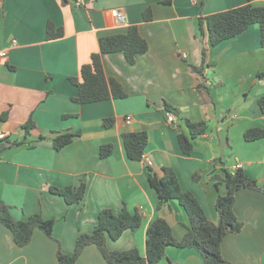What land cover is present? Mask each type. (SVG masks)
I'll list each match as a JSON object with an SVG mask.
<instances>
[{
	"label": "crops",
	"instance_id": "crops-1",
	"mask_svg": "<svg viewBox=\"0 0 264 264\" xmlns=\"http://www.w3.org/2000/svg\"><path fill=\"white\" fill-rule=\"evenodd\" d=\"M264 5V0H251ZM247 0H0V202L13 217L39 213L54 218L53 238L35 229L31 241L18 247L10 230L0 223V264H56V249L71 254L76 237L92 232L98 212L118 213L125 205L142 216L137 231L125 230L111 250L137 248L145 254L146 230L157 217L170 224L181 239L189 218L176 199L158 206L148 183L147 163L127 158L122 141L126 131H145V159L162 174L170 167L182 189L192 192L212 222H217L215 200L225 193L224 171L241 163L249 176L264 187V137L246 141L249 128L264 129V47L257 24L233 38L211 46L198 18L245 4ZM151 7L152 18L143 11ZM114 11L123 13L118 21ZM50 21L61 35L46 38ZM136 25L148 43L145 53L129 64L122 52L102 55L107 77L115 79L125 97L93 103L72 100L78 88L69 80L99 50V37L125 32ZM15 40L14 44L11 41ZM204 50V56H203ZM185 54V56H184ZM202 65L201 73L191 67ZM164 103L177 108L166 111ZM167 113L174 116L167 120ZM130 117V122L126 118ZM113 125L103 126L105 118ZM184 118L203 121L206 130L183 153L178 133H187ZM33 126L25 132L24 124ZM77 133L56 150L52 138ZM21 144L7 146L8 141ZM111 144V154L100 147ZM198 173V180L193 175ZM86 184L80 203L68 205L50 187ZM234 211L243 226L223 238L222 256L234 264H264V193L241 189ZM76 264H106L95 245L81 251ZM160 264H203L197 250L168 246Z\"/></svg>",
	"mask_w": 264,
	"mask_h": 264
},
{
	"label": "trees",
	"instance_id": "trees-1",
	"mask_svg": "<svg viewBox=\"0 0 264 264\" xmlns=\"http://www.w3.org/2000/svg\"><path fill=\"white\" fill-rule=\"evenodd\" d=\"M173 0H160L163 5H170ZM143 19L151 20L152 10L147 7L143 11ZM199 28L206 27L208 40L211 46L223 40L230 39L245 31L250 25L257 24L260 30V42L264 47V5H256L251 0L245 4L226 10L217 11L198 18ZM61 31L48 21L46 23V38H56ZM148 43L141 36L136 25H130L125 32L110 33L99 37V50L90 55L88 63L81 65L77 76H69L68 80L78 88V94L72 97L77 103H93L110 98L125 97L121 85L113 78L107 77L102 63V55L112 52H122L129 64L135 62L136 55L145 53ZM204 56V50H203ZM193 71L201 73L202 65L191 67ZM259 106L264 112V96L258 99ZM166 111L178 114L177 108L164 103ZM6 115H0V122ZM187 133L179 132L178 142L185 154H189L193 147V140L202 136L206 130L203 121L194 122L184 118ZM113 125V118L103 120L104 127ZM33 126L32 120L24 124L25 132ZM77 133L63 132L52 138V145L56 150L70 143ZM122 141L127 158L141 160L147 145L145 131H126L122 133ZM264 137V129L249 128L244 132L246 141H254ZM21 141H8L7 146L21 144ZM111 144L100 147V156L105 158L111 154ZM148 168V183L156 192L158 206L170 199H176L183 207L189 218V225L181 239L175 238L170 224L164 218L157 217L147 226L145 239V254L137 248L124 250H111L107 247V238L118 239L121 234L130 229L137 231L142 224V216L137 210H129L125 205L118 213L110 208H102L97 215V222L90 233H80L75 240L71 254L61 251L59 241L56 249V264H76L77 259L87 245H95L101 253L106 264H160L166 254L168 246L177 248H192L198 251L203 264H234L222 256L221 243L223 238L231 233L241 230L243 223L234 211L236 193L241 189H254L264 193V187L249 176L243 169L224 171L221 180L225 186V193L219 194L215 200L217 222L207 217L195 195L182 189L179 179L172 168L163 167L162 174ZM199 174L193 175L198 180ZM86 184L81 181L77 187H50L53 193L63 197L66 204L80 203L85 195ZM54 218L44 219L39 213H33L26 219L13 217L10 206L0 202V223L6 226L18 247L27 245L35 229H40L50 238ZM54 239V238H53Z\"/></svg>",
	"mask_w": 264,
	"mask_h": 264
},
{
	"label": "built area",
	"instance_id": "built-area-1",
	"mask_svg": "<svg viewBox=\"0 0 264 264\" xmlns=\"http://www.w3.org/2000/svg\"><path fill=\"white\" fill-rule=\"evenodd\" d=\"M114 15H115V18L118 20V21H122L123 18H124V15L122 12L120 11H114ZM15 43V40H12L11 41V44H14ZM6 51L7 49L6 48H0V63L2 62V60L5 58L6 56ZM185 56V54H184ZM174 119V116L170 113H167V120L168 121H172ZM126 122L129 123L130 122V117L128 116L126 118ZM6 136L5 132L3 131H0V140L3 139L4 137ZM143 159L145 160V162L147 163V165H150V161L145 159V157L143 156ZM241 163H236L235 166H234V170L236 169H239L241 168Z\"/></svg>",
	"mask_w": 264,
	"mask_h": 264
}]
</instances>
